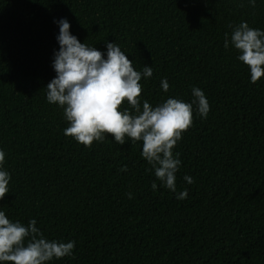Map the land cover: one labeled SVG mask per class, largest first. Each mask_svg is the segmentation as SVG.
Masks as SVG:
<instances>
[{
  "label": "trees",
  "instance_id": "obj_1",
  "mask_svg": "<svg viewBox=\"0 0 264 264\" xmlns=\"http://www.w3.org/2000/svg\"><path fill=\"white\" fill-rule=\"evenodd\" d=\"M62 19L105 59L116 43L135 70L152 67L141 107L204 92L207 118L193 103L174 148L176 192L156 178L142 141L106 135L89 149L64 135V109L46 89ZM242 22L264 31V0H0V150L10 174L0 211L25 226L35 219L49 241H75L72 256L47 264H264V77L251 83L238 50L224 47Z\"/></svg>",
  "mask_w": 264,
  "mask_h": 264
},
{
  "label": "clouds",
  "instance_id": "obj_2",
  "mask_svg": "<svg viewBox=\"0 0 264 264\" xmlns=\"http://www.w3.org/2000/svg\"><path fill=\"white\" fill-rule=\"evenodd\" d=\"M254 8L256 0H249ZM57 37L60 50L55 53L53 67L56 77L47 85V101L64 109L69 126L64 135L79 144L91 148L96 141L103 142L106 135L114 137L120 145L126 137L132 145L142 141V157L152 166L156 178L172 192H176V173L181 161L174 148L193 124V103L197 104L201 117L207 118L210 105L199 88H193L194 100L186 103L169 98L153 107L143 101L140 83L153 76V69L144 66L143 73L135 70L133 62L116 43H107V59L104 53L87 43H80L70 33L66 19L59 22ZM240 53L238 59L250 70L251 83L264 77V31L250 28L242 22L232 32L230 40L225 35L224 47L229 44ZM168 92L167 79L161 81ZM127 102L135 114L121 110ZM5 153L0 150V201L9 193L10 174L3 170ZM127 171V167L121 169ZM188 184L193 179L185 176ZM156 190V183L152 184ZM188 191L178 193L177 199L187 198ZM129 198H132L129 193ZM32 219L25 226L12 222L0 211V264H47L54 258L70 257L75 241L61 243L49 241Z\"/></svg>",
  "mask_w": 264,
  "mask_h": 264
}]
</instances>
